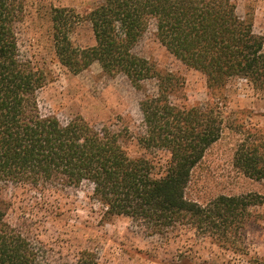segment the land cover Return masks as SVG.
<instances>
[{
  "label": "trees",
  "instance_id": "trees-1",
  "mask_svg": "<svg viewBox=\"0 0 264 264\" xmlns=\"http://www.w3.org/2000/svg\"><path fill=\"white\" fill-rule=\"evenodd\" d=\"M239 1L103 0L84 15L52 9V41L60 65L78 75L99 64L107 76L122 75L143 93L137 140L146 151L168 155L161 166L128 155V129L97 128L81 116L62 123L41 112L38 94L49 77L21 51L26 0H0V186L44 196L88 185L103 221L128 217L152 236L179 227L216 231L218 243L237 249L251 208L264 205V197L222 195L203 205L189 199L187 189L194 170L224 133L228 85L245 80L264 92V34L255 33L251 13H237ZM85 24L94 45L77 46L73 35ZM151 26L172 56L205 77L209 101L191 107L181 103L179 78L136 52ZM234 159L247 176L264 183L263 144L245 141ZM11 207L0 196V264H100L89 249L62 261L52 259L30 226L8 220Z\"/></svg>",
  "mask_w": 264,
  "mask_h": 264
},
{
  "label": "rangeland",
  "instance_id": "rangeland-1",
  "mask_svg": "<svg viewBox=\"0 0 264 264\" xmlns=\"http://www.w3.org/2000/svg\"><path fill=\"white\" fill-rule=\"evenodd\" d=\"M101 1L26 0V15L19 27L21 51L49 77L38 94L41 112L55 115L62 123L81 116L97 128L110 125L128 129L131 138L124 145L128 155L145 156L162 166L168 155L146 151L137 140L142 131L143 93L122 75L107 76L99 64L74 75L55 56L52 9L65 7L84 15ZM237 13L241 17L251 13L255 33L264 34V0H240ZM73 40L81 47L94 45L90 26H80ZM136 52L158 70L179 78L181 103L191 107L209 101L205 77L172 56L159 42L154 26L142 37ZM225 97L224 133L194 170L187 189V197L203 205L222 195L264 197V183L247 176L234 159L245 141L264 145V92L245 80H234L226 88ZM91 194L88 185L44 196L35 190L0 186V196L12 204L8 220L30 226L47 255L55 260L71 258V253L83 249L96 252L100 264H261L264 259V205L251 208L250 219L236 239L238 248L233 249L218 243L216 231L179 227L166 235L152 236L128 217L103 221Z\"/></svg>",
  "mask_w": 264,
  "mask_h": 264
}]
</instances>
